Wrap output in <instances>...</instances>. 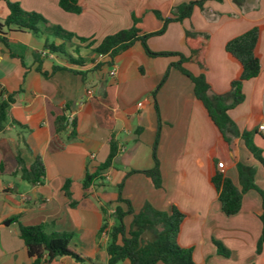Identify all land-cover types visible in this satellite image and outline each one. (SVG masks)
Wrapping results in <instances>:
<instances>
[{
  "label": "crops",
  "instance_id": "0c3cea01",
  "mask_svg": "<svg viewBox=\"0 0 264 264\" xmlns=\"http://www.w3.org/2000/svg\"><path fill=\"white\" fill-rule=\"evenodd\" d=\"M9 1L88 42L72 39L65 44V55L48 52L46 38L28 32L7 33V46L0 43V100L12 99L0 129V264L31 263L18 223L42 226L46 234L72 235L68 249L83 263L66 256L49 264H107L114 209H125L116 203L119 196L135 214L149 204L159 212L169 214L176 208L188 215L178 244L193 249L195 264H264V244L257 250L259 217L264 214L257 192H246L239 212L224 216L209 181L208 154L214 151L220 172L236 186L237 163L255 167L259 189H264V169L244 150L242 140L237 141L235 157L227 151L194 99L191 82L177 69H169L152 95L178 58L150 57L135 42L113 59L114 76L108 74L110 67L94 71L108 60L92 52L104 37L132 26L141 33L157 32L163 22L154 12L169 18L173 7L196 0H78L79 14L61 10L59 0ZM7 15L0 3V22ZM254 27L261 28L260 72L243 84L244 100L228 116L240 132L253 134L264 158V134L259 131L264 126V0L206 1L189 18L171 22L161 35L149 38L147 46L155 53H178L187 59L192 53L185 32L193 33L197 48L203 47L183 68L194 76L202 74L212 93L224 94L237 71L224 46ZM47 40L56 46L62 43ZM68 58H81L82 65ZM53 66L62 69L52 73ZM61 116L67 126L75 123L72 140L55 133ZM157 132L159 189L140 173L153 166ZM111 142L116 153L106 166ZM37 157L45 176L42 184L31 185L21 179L16 159L29 166ZM100 169L98 179L84 187L86 175ZM12 219L17 220L6 223ZM131 219L124 217L126 228ZM214 242L227 249V258L218 255Z\"/></svg>",
  "mask_w": 264,
  "mask_h": 264
},
{
  "label": "trees",
  "instance_id": "16d2710c",
  "mask_svg": "<svg viewBox=\"0 0 264 264\" xmlns=\"http://www.w3.org/2000/svg\"><path fill=\"white\" fill-rule=\"evenodd\" d=\"M206 1L221 2L222 0H196L182 3L172 8L171 17L163 19L157 12L156 17L162 20L163 27L152 33H141L137 28L120 30L114 34L104 37L98 45L92 50L94 54L104 55L108 59L103 64H97L94 71H99L101 67H111L113 59L130 48L135 42H139L144 52L150 57H177L178 61L171 63L168 70L163 75L161 81L153 90L152 95L160 89L165 82L170 68L177 69L184 75L193 86L194 99L202 106L209 120L223 139L226 149L235 157L237 141L242 140L244 150L264 169V158L261 150L253 142V134L250 132H240L228 116V112L240 105L244 100L242 86L245 82L255 79L260 72V54L259 44L261 28L254 27L240 36L229 40L224 46V52L227 58L237 66L234 78L229 84L228 91L224 94H214L205 77L200 74L194 76L183 68V64L189 62L192 57L197 56L200 49L194 41L195 35L191 32H185V41L191 50L192 57L184 58L178 53H155L147 46V40L154 36L161 35L166 26L171 22H182L189 18L195 7L202 8ZM78 0H59L58 5L61 10L70 14H79L81 8L78 6ZM5 4L8 15L0 22V43L7 46V33L28 32L35 36L40 35L46 38L45 49L52 54L65 55V44L77 40L80 44L87 43L88 40L76 36L64 30L58 25L49 24L46 19L35 12L24 11L18 3L9 0H0ZM48 38L58 39L62 43L58 46L48 42ZM89 46V45H88ZM87 46V47H88ZM69 62L76 65H82V59L78 58ZM38 62L37 71L41 72ZM62 68L52 67V73ZM80 74L79 72H74ZM45 76V74H44ZM12 103L11 97L0 100V129L6 122L7 109ZM65 117H57L55 133L56 135L66 134L65 140L69 141L75 137V123L71 122L69 126L65 123ZM158 132L152 146L153 166L149 170L141 171L151 179L156 189L161 188V175L159 163L156 157V147L158 144ZM116 149L114 144H110V153L105 162L108 166L111 159L115 156ZM19 167V174L22 180L31 185H40L45 176V170L40 157H37L32 165L25 166L22 160L16 159ZM209 181L218 195V202L222 214L231 217L237 214L241 207L242 196L248 191H256L262 207H264V189H259L255 183L256 169L253 166L237 163L236 174L238 186L234 185L230 179L225 177L218 168V160L214 151L208 154ZM93 175H86L83 182L84 187L98 179L99 172ZM130 173H137L132 171ZM129 173V174H130ZM121 187V184L118 186ZM116 203H122L125 207L114 209V219L116 224L110 228L106 252L108 255L107 264H118L127 260L129 264H195L192 259V248H182L178 244V234L183 224L189 218L188 215L181 213L176 208H172L169 214L159 212L153 209L149 204H145L137 213H133L130 203L123 200L120 196ZM131 216V223L128 228L125 227L123 219ZM17 219L8 220L11 223ZM261 223V235L257 243V250H260L264 244V214L259 217ZM106 226L102 227V231ZM19 237L26 249V254L31 259L30 264H49L54 259L60 257H71L76 262L83 263L75 254L68 249V243L72 238L71 234H46L42 226H23L18 223ZM149 232L152 237L149 241L143 240V235ZM218 255L227 258L229 252L220 243L214 242Z\"/></svg>",
  "mask_w": 264,
  "mask_h": 264
},
{
  "label": "built area",
  "instance_id": "2783aa9c",
  "mask_svg": "<svg viewBox=\"0 0 264 264\" xmlns=\"http://www.w3.org/2000/svg\"><path fill=\"white\" fill-rule=\"evenodd\" d=\"M103 57H105V56H104V55H99V58H103ZM115 71H116V70H115L114 67H110V70H109V72H108L109 76H114ZM259 131H260L262 134H264V126H263V125L259 126Z\"/></svg>",
  "mask_w": 264,
  "mask_h": 264
},
{
  "label": "rangeland",
  "instance_id": "374dc122",
  "mask_svg": "<svg viewBox=\"0 0 264 264\" xmlns=\"http://www.w3.org/2000/svg\"><path fill=\"white\" fill-rule=\"evenodd\" d=\"M255 161V160H254ZM256 162V161H255ZM257 164V163H256ZM152 237V234H150L149 232H146L144 235H143V240L144 241H148L150 240Z\"/></svg>",
  "mask_w": 264,
  "mask_h": 264
}]
</instances>
